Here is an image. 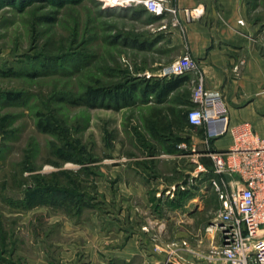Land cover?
<instances>
[{"label": "rangeland", "instance_id": "obj_1", "mask_svg": "<svg viewBox=\"0 0 264 264\" xmlns=\"http://www.w3.org/2000/svg\"><path fill=\"white\" fill-rule=\"evenodd\" d=\"M245 1L251 33L264 50V0ZM142 29V21L105 0H32L22 6L0 0V264H70L64 259L74 244L78 261L85 264L82 225L90 213L105 208L100 202L94 206L92 197L131 194L132 186L140 187L131 182V164L134 156H148L149 115L159 110L163 117L173 103L100 105L89 103L86 92L135 82L140 87L154 78L144 75L156 70L147 69L154 55L129 44ZM175 92L171 98L181 94ZM7 93L19 97L3 100ZM152 121L165 122V130L172 123L159 117ZM185 157H161L158 176L169 181L171 169L184 164ZM140 185L155 191L157 184ZM49 190L66 194L63 203L36 196ZM206 203L194 219L193 233L200 236L215 215L214 200ZM173 224L167 221L163 238L179 233Z\"/></svg>", "mask_w": 264, "mask_h": 264}, {"label": "crops", "instance_id": "obj_2", "mask_svg": "<svg viewBox=\"0 0 264 264\" xmlns=\"http://www.w3.org/2000/svg\"><path fill=\"white\" fill-rule=\"evenodd\" d=\"M166 5L175 8V14L164 11L155 15L147 11L132 17L142 21L146 29L130 36V46L148 56L154 55L147 67L153 70L189 52L198 62L205 87L218 96L216 107L225 112L207 126L187 121L186 109L192 105L189 86L194 74L165 79L170 85L168 91L158 97L150 93L146 100L136 101L150 104L169 100L173 104L162 112L163 117L159 110L149 115L152 141L148 156H134L131 164V182L140 187L132 186L131 192L126 190L131 194L92 197L93 205L100 202L99 206L104 204L105 208L99 213H90L89 222L82 225L85 264H155L165 256V243L174 238H186L191 245L201 241V246L205 247L211 236L205 232L202 236L193 233L198 227L195 214L202 211L208 198L215 202L210 207L215 214L220 201L209 182L213 176L212 162L203 152L207 148H229L233 141L229 128L240 122H249L255 133L264 139V50L251 33L246 1L167 0ZM140 7L142 5L117 9L122 13L120 8H128L129 13ZM174 18L177 23H173ZM176 90L181 94L171 98ZM158 117L172 120L169 130H165V122L152 121ZM223 128L221 134L209 137L206 142L208 132ZM187 140L190 141L189 153L184 149L186 145L179 146ZM201 146L202 149L193 153ZM187 154L189 159L185 157ZM163 156L185 157L188 164L177 162L170 171V180L163 181L157 172ZM225 178L229 179L230 175L226 174ZM119 182L124 184L125 179L121 177ZM149 182L157 184L152 188L155 191H150V187L145 190L140 185ZM167 221H172L179 233L165 239ZM76 246H68L73 251L64 260L70 264H80ZM187 260L188 264H203Z\"/></svg>", "mask_w": 264, "mask_h": 264}, {"label": "built area", "instance_id": "obj_3", "mask_svg": "<svg viewBox=\"0 0 264 264\" xmlns=\"http://www.w3.org/2000/svg\"><path fill=\"white\" fill-rule=\"evenodd\" d=\"M166 2L105 0L110 7L142 5L155 15L164 11L175 14V8H169ZM173 23H177L176 18ZM185 74H194L187 121L192 125L207 126L225 109L216 107L218 96L205 87L198 62L189 52H183L158 70L144 75L170 79ZM223 131L224 128L208 132L206 142ZM229 132L233 139L229 148H207L203 152L212 162L213 176L209 182L220 201L215 215L204 226V232L211 240L202 247L201 241L191 245L186 238L171 239L163 247L164 258L155 264H188V258L203 264H264V139L255 133L249 122L237 123L229 128ZM179 146L185 147V144ZM226 174L230 175L229 179L225 178Z\"/></svg>", "mask_w": 264, "mask_h": 264}, {"label": "trees", "instance_id": "obj_4", "mask_svg": "<svg viewBox=\"0 0 264 264\" xmlns=\"http://www.w3.org/2000/svg\"><path fill=\"white\" fill-rule=\"evenodd\" d=\"M7 1V0H4ZM13 3H18L19 5L27 4L31 2L32 0H8ZM39 1H47L50 3H57L61 4L64 2H75L77 0H39ZM122 9L123 15H129L130 17H135L137 14H140L142 12H147V10L142 6L139 8L138 11H131L127 12L128 8H120ZM106 11H110V9H106ZM166 80L164 78H155V79H149L146 80L145 83H143L142 86L136 87L135 84L128 85L127 87L124 86H118L114 91H106L102 88H89L86 92L87 101L89 103H98L100 105H114V106H120V105H128L136 101H142L146 100L148 95L150 93H154L156 97L162 95L168 89L170 88V85H168ZM19 97V94L14 93H7L3 95V100L8 101H14L16 98ZM105 100L107 102H105ZM38 126L43 129L44 131H51L48 126L43 125L41 122L38 123ZM41 194H36L37 197L40 198V200L46 202V201H52L57 203H63L61 202L64 196L66 197V194H54L52 191L47 192H40ZM44 193V194H42ZM71 197V195L69 196ZM68 197V198H69Z\"/></svg>", "mask_w": 264, "mask_h": 264}]
</instances>
